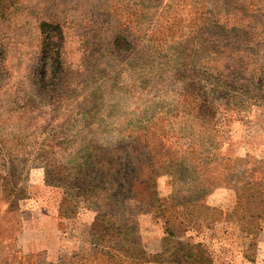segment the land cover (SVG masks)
<instances>
[{
  "label": "rangeland",
  "instance_id": "374dc122",
  "mask_svg": "<svg viewBox=\"0 0 264 264\" xmlns=\"http://www.w3.org/2000/svg\"><path fill=\"white\" fill-rule=\"evenodd\" d=\"M4 1L0 264H264V0Z\"/></svg>",
  "mask_w": 264,
  "mask_h": 264
},
{
  "label": "crops",
  "instance_id": "0c3cea01",
  "mask_svg": "<svg viewBox=\"0 0 264 264\" xmlns=\"http://www.w3.org/2000/svg\"><path fill=\"white\" fill-rule=\"evenodd\" d=\"M221 193L226 194L228 192H232V189H228L226 187L220 188ZM220 193V194H221ZM210 204H213L209 202ZM53 201H47V206H51V208L46 209L42 212V209L40 206L35 205L34 207L29 208L28 210H25V213L23 215V224L22 229L19 232V234L15 237V241L17 242L19 248L24 251H33V250H41L42 248L47 247L46 242L39 243L38 241H35L36 239H27L32 238V235H35L36 232L39 233L41 228L39 224L49 222L45 227V229H50L53 233L55 232L54 228H56V224L59 223V220L57 218V209L54 208V205L52 206ZM219 207V206H217ZM222 210H224V207H220ZM227 210V209H226ZM230 220L228 218L216 220V224H220L221 227L225 228L226 224L229 223ZM215 224V225H216ZM44 225V224H43ZM213 227L214 224H211ZM58 228V227H57ZM210 229V228H208ZM42 233V230H41ZM41 236V234H39ZM47 235H43V237H46ZM48 238V237H47Z\"/></svg>",
  "mask_w": 264,
  "mask_h": 264
},
{
  "label": "trees",
  "instance_id": "16d2710c",
  "mask_svg": "<svg viewBox=\"0 0 264 264\" xmlns=\"http://www.w3.org/2000/svg\"><path fill=\"white\" fill-rule=\"evenodd\" d=\"M7 5L5 4L4 0H0V11L4 10V8H6ZM43 27L48 28L51 27V25L47 22H43ZM46 33V32H44ZM245 185L242 187V189H244ZM3 194L0 197V234L2 232V230L6 229L7 227L10 226H14V224L19 225L22 221L21 219V215H20V210L17 209L18 208V201L21 198L26 197V194L24 189L19 186V185H5L3 187ZM241 190V188H239V191ZM238 204L240 206L242 197L239 194V199H238ZM249 200V199H248ZM5 203H7V207L6 209H3V205H5ZM219 209V208H218ZM222 210L219 209L220 212V216L218 217L217 220H221V219H235L236 221H238L235 217L233 213V211L230 212V215L225 213V215L221 212ZM11 215V221L3 223L4 219L8 216ZM231 216V217H230ZM106 221V222H104ZM213 221V218L210 220V222ZM14 222V223H13ZM103 222V223H100ZM240 222V221H239ZM115 223H112V221L110 220H106L105 218H102V216H98L95 219V222L93 223V228L95 229V231L98 233V228H101L102 230H105L108 226L109 228H114ZM133 227L130 225H127V229H132ZM0 242H4L3 237H0ZM5 244H8V242H5ZM183 255H186V253L182 250Z\"/></svg>",
  "mask_w": 264,
  "mask_h": 264
}]
</instances>
